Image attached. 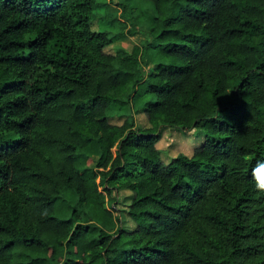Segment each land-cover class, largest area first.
<instances>
[{
	"label": "trees",
	"instance_id": "1",
	"mask_svg": "<svg viewBox=\"0 0 264 264\" xmlns=\"http://www.w3.org/2000/svg\"><path fill=\"white\" fill-rule=\"evenodd\" d=\"M142 1L150 42L107 54L135 11L0 0V264H264V0ZM135 97L148 128L106 116ZM163 127L203 140L165 164Z\"/></svg>",
	"mask_w": 264,
	"mask_h": 264
},
{
	"label": "rangeland",
	"instance_id": "2",
	"mask_svg": "<svg viewBox=\"0 0 264 264\" xmlns=\"http://www.w3.org/2000/svg\"><path fill=\"white\" fill-rule=\"evenodd\" d=\"M108 2L107 13H115L119 16L121 8L115 6V3H119L124 6L127 12L135 11L134 17H139L138 30L132 36L125 35L122 39L115 42L114 44L106 47L104 52L107 54H113L116 49L122 48L126 51H130L132 47L137 46L140 49L145 43L150 42V37L148 36L149 26L152 24L153 11L152 6L147 1L142 0H106ZM132 14H130L131 16ZM121 16H119V19ZM121 20V19H120ZM92 30L105 31L106 28L104 23L98 20H94L91 23ZM153 50L146 49L141 57V66L144 75H146L148 67L151 68L152 64L149 63L153 58ZM153 61V59H152ZM149 63V65H147ZM148 100V97L144 98H132L130 103L123 107L117 108L115 106L110 107L106 111V116L109 117L113 122H120L121 116H132L134 119L135 129H146L149 126L146 124L145 117L140 113L141 104ZM159 139L155 146L160 151V160L167 164L168 161L175 157L177 154H182L185 156H190L192 151L197 148L203 140V131L195 130L189 132H181L174 128H160L158 130ZM114 152V149L111 150ZM97 182V180H96ZM100 191L101 188L98 187ZM114 197V203L111 205L113 210V215L118 218L117 225L124 231H131L133 229L132 222L128 219L125 211L130 199V193L127 191L112 192ZM52 264H55L54 262Z\"/></svg>",
	"mask_w": 264,
	"mask_h": 264
},
{
	"label": "clouds",
	"instance_id": "3",
	"mask_svg": "<svg viewBox=\"0 0 264 264\" xmlns=\"http://www.w3.org/2000/svg\"><path fill=\"white\" fill-rule=\"evenodd\" d=\"M250 176L258 192L264 193V160H257L252 166Z\"/></svg>",
	"mask_w": 264,
	"mask_h": 264
}]
</instances>
